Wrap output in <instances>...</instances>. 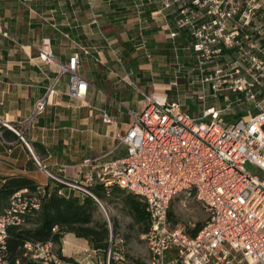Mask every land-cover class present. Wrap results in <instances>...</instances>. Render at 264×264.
<instances>
[{
	"label": "built area",
	"instance_id": "obj_1",
	"mask_svg": "<svg viewBox=\"0 0 264 264\" xmlns=\"http://www.w3.org/2000/svg\"><path fill=\"white\" fill-rule=\"evenodd\" d=\"M162 2L165 8L179 4L178 31L172 39L182 33L194 38L201 113L191 117L184 105L171 102L166 94L145 93V108L132 112L129 130L117 137L115 150L124 146L127 156L87 158L78 166L85 175L80 185L46 172L99 204L91 187L102 183L141 198L150 213L149 231L143 235L148 264H264V0ZM0 34L19 43L18 36L1 24ZM38 49L40 61L51 64V41L44 39ZM62 72L69 79L67 94L85 101L90 85L80 74L77 55ZM54 92L53 86L48 88L27 124L45 111ZM210 100L219 106L208 105ZM230 114L238 116L228 121L225 116ZM103 122L114 124L105 111ZM7 127L33 153L24 133ZM27 193L15 194L11 208L0 214V243H5L9 226L23 222L21 214L29 205L39 209L38 203L25 198ZM181 195L195 197L207 213L195 236L172 224L171 207ZM110 244L105 262L95 249L87 260L123 262L125 255L114 252L112 240ZM27 247L43 264H65L51 242Z\"/></svg>",
	"mask_w": 264,
	"mask_h": 264
},
{
	"label": "crops",
	"instance_id": "obj_2",
	"mask_svg": "<svg viewBox=\"0 0 264 264\" xmlns=\"http://www.w3.org/2000/svg\"><path fill=\"white\" fill-rule=\"evenodd\" d=\"M178 5L0 0V24L19 38L15 43L0 34V175H28L45 186L52 180L47 170L72 182L85 179L78 166L87 158L127 156L126 147L115 150L117 137L129 130L132 112L145 108V93L166 94L188 111L189 105L198 107L199 115L202 90L194 38L185 33L171 37L178 31ZM44 39L51 41V64L38 58ZM75 55L90 85L85 101L67 94L69 79L62 72ZM51 86L55 92L45 111L27 124ZM208 105L219 106L213 100ZM103 111L114 124L103 122ZM7 125L24 133L33 153Z\"/></svg>",
	"mask_w": 264,
	"mask_h": 264
},
{
	"label": "trees",
	"instance_id": "obj_3",
	"mask_svg": "<svg viewBox=\"0 0 264 264\" xmlns=\"http://www.w3.org/2000/svg\"><path fill=\"white\" fill-rule=\"evenodd\" d=\"M24 190H28L25 198L35 201L40 207L37 209L29 205L21 214L23 222L7 228L8 237L5 243H0V263L43 264L33 258V253L27 245L43 246L51 242L59 246L58 254L65 264H82L77 257L63 254L62 244L68 234L86 241L92 249L98 251L97 257L105 262L117 226L115 223L110 227L106 219L98 218L99 204L96 199L53 179L47 185L40 186L28 175H0V214L7 212L11 208L12 197ZM91 190L100 200H110L111 196L123 195L124 211L137 225L143 226L144 233L149 231L150 213L141 198L119 186H107L103 183L96 184ZM170 215L173 216L172 213ZM203 225L204 223H198L193 231L188 232L195 236ZM111 260V264H138L133 263L126 255L123 262L113 258Z\"/></svg>",
	"mask_w": 264,
	"mask_h": 264
},
{
	"label": "rangeland",
	"instance_id": "obj_4",
	"mask_svg": "<svg viewBox=\"0 0 264 264\" xmlns=\"http://www.w3.org/2000/svg\"><path fill=\"white\" fill-rule=\"evenodd\" d=\"M212 103V102H211ZM220 104L225 106L222 101ZM192 108L189 112L191 117L197 116L199 113L198 107L189 105ZM238 115L230 114L225 116L228 121H234ZM79 185L84 182V179L79 180ZM81 182V183H80ZM128 194V193H127ZM110 200L103 199L99 204L98 214L100 219H106L109 226L113 227L116 223V233L112 240L114 252L128 256L133 263L148 264L149 252L147 244L143 240V226L137 225L135 221L129 217V214L124 211V196H111ZM172 224L185 228L187 231H193L198 223H205L207 213L204 208L194 197L181 195L171 207ZM63 254H76L77 257H82L87 260L90 248L82 239L75 236H68L63 241ZM59 246H57V250ZM85 263V261H84ZM87 264H93V257L89 258Z\"/></svg>",
	"mask_w": 264,
	"mask_h": 264
}]
</instances>
